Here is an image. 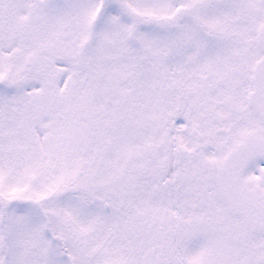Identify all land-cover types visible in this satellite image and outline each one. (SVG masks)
Instances as JSON below:
<instances>
[{
    "label": "snow or ice",
    "instance_id": "snow-or-ice-1",
    "mask_svg": "<svg viewBox=\"0 0 264 264\" xmlns=\"http://www.w3.org/2000/svg\"><path fill=\"white\" fill-rule=\"evenodd\" d=\"M0 264H264V0H0Z\"/></svg>",
    "mask_w": 264,
    "mask_h": 264
}]
</instances>
